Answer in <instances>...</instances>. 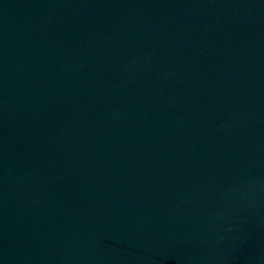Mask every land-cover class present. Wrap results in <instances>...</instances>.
<instances>
[{"label":"water","instance_id":"obj_1","mask_svg":"<svg viewBox=\"0 0 264 264\" xmlns=\"http://www.w3.org/2000/svg\"><path fill=\"white\" fill-rule=\"evenodd\" d=\"M0 264H264V0H0Z\"/></svg>","mask_w":264,"mask_h":264}]
</instances>
